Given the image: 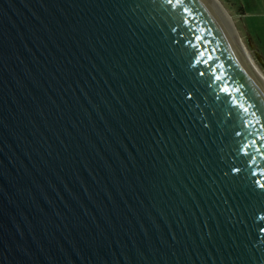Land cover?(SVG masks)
<instances>
[{
    "label": "water",
    "instance_id": "95a60500",
    "mask_svg": "<svg viewBox=\"0 0 264 264\" xmlns=\"http://www.w3.org/2000/svg\"><path fill=\"white\" fill-rule=\"evenodd\" d=\"M242 45L212 0H0V264H264Z\"/></svg>",
    "mask_w": 264,
    "mask_h": 264
},
{
    "label": "rangeland",
    "instance_id": "374dc122",
    "mask_svg": "<svg viewBox=\"0 0 264 264\" xmlns=\"http://www.w3.org/2000/svg\"><path fill=\"white\" fill-rule=\"evenodd\" d=\"M218 1L229 15L242 46L264 76V0ZM243 6L246 7V16L242 11Z\"/></svg>",
    "mask_w": 264,
    "mask_h": 264
},
{
    "label": "bare ground",
    "instance_id": "6f19581e",
    "mask_svg": "<svg viewBox=\"0 0 264 264\" xmlns=\"http://www.w3.org/2000/svg\"><path fill=\"white\" fill-rule=\"evenodd\" d=\"M212 1H214L215 5H217V7L221 10V12L224 14V16L226 17V19H228L229 24L232 25V23H231V19H229V15H227V13L225 12V9H223V7L220 6V2H219L218 0H212ZM225 13H226V14H225ZM232 26H233V25H232ZM244 51H245V53H246L245 48H244ZM245 57H246L245 59H247L249 65H250V67H251L252 70L254 71V73H256L257 77H260V79H264L263 74L260 73L261 71H260V70L258 69V67L256 66V64H255V62H254L252 56H251L250 54L248 55V53H247V54H245Z\"/></svg>",
    "mask_w": 264,
    "mask_h": 264
},
{
    "label": "snow or ice",
    "instance_id": "6c2138e0",
    "mask_svg": "<svg viewBox=\"0 0 264 264\" xmlns=\"http://www.w3.org/2000/svg\"><path fill=\"white\" fill-rule=\"evenodd\" d=\"M168 2L171 3L172 0H168ZM189 99H191V97H189ZM233 171L238 173L240 171V169L239 168H235V169H233ZM257 183L260 184L261 188H264V184H261L259 181H257Z\"/></svg>",
    "mask_w": 264,
    "mask_h": 264
},
{
    "label": "trees",
    "instance_id": "16d2710c",
    "mask_svg": "<svg viewBox=\"0 0 264 264\" xmlns=\"http://www.w3.org/2000/svg\"><path fill=\"white\" fill-rule=\"evenodd\" d=\"M242 11L244 12L243 14L246 16V14H247V13H246V7L243 6ZM259 37H260V36H259ZM260 38H261V37H260ZM261 40H262V39H261Z\"/></svg>",
    "mask_w": 264,
    "mask_h": 264
}]
</instances>
